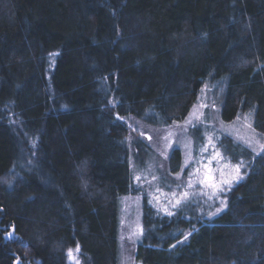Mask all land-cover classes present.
Wrapping results in <instances>:
<instances>
[{
	"label": "trees",
	"instance_id": "trees-1",
	"mask_svg": "<svg viewBox=\"0 0 264 264\" xmlns=\"http://www.w3.org/2000/svg\"><path fill=\"white\" fill-rule=\"evenodd\" d=\"M213 80L222 122L264 140V0H0V264H66L77 246L81 264H120L130 158L144 166L148 132ZM220 146L244 163L224 209L144 205L135 264H264V151Z\"/></svg>",
	"mask_w": 264,
	"mask_h": 264
},
{
	"label": "rangeland",
	"instance_id": "rangeland-1",
	"mask_svg": "<svg viewBox=\"0 0 264 264\" xmlns=\"http://www.w3.org/2000/svg\"><path fill=\"white\" fill-rule=\"evenodd\" d=\"M222 90L217 80L205 83L183 121L148 132L154 152L144 166L138 167L130 158L133 192L121 198L118 216L120 264H135L133 253L143 232L144 205L163 215L189 203L209 217L224 209L225 195L240 181L244 167L241 159L234 161L222 151L224 133L254 151L262 149L264 140L252 131L249 121L222 122L218 105ZM173 149L181 155L176 167L168 163ZM71 250V256L69 250L66 253V264H81L77 247Z\"/></svg>",
	"mask_w": 264,
	"mask_h": 264
},
{
	"label": "snow or ice",
	"instance_id": "snow-or-ice-1",
	"mask_svg": "<svg viewBox=\"0 0 264 264\" xmlns=\"http://www.w3.org/2000/svg\"><path fill=\"white\" fill-rule=\"evenodd\" d=\"M261 148H262V151H264V145H262ZM237 171H239V165L237 166ZM185 195H187V194H185ZM177 203H179V201H177ZM11 235H12V233H9V236H11ZM77 251H79V247L78 246H77ZM71 254H72V250L69 249V256H71Z\"/></svg>",
	"mask_w": 264,
	"mask_h": 264
},
{
	"label": "water",
	"instance_id": "water-1",
	"mask_svg": "<svg viewBox=\"0 0 264 264\" xmlns=\"http://www.w3.org/2000/svg\"><path fill=\"white\" fill-rule=\"evenodd\" d=\"M10 237H11V236L8 235V236H7V239L10 238Z\"/></svg>",
	"mask_w": 264,
	"mask_h": 264
}]
</instances>
